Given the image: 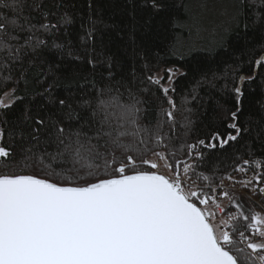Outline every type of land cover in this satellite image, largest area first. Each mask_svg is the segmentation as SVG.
Returning a JSON list of instances; mask_svg holds the SVG:
<instances>
[{"label":"snow or ice","instance_id":"6c2138e0","mask_svg":"<svg viewBox=\"0 0 264 264\" xmlns=\"http://www.w3.org/2000/svg\"><path fill=\"white\" fill-rule=\"evenodd\" d=\"M60 7L55 0H0V123L8 126L13 141L9 148L0 146L4 167L12 165L11 171L0 172V264H264V215L240 213L249 222L246 229L255 234L246 236L235 228L236 215L217 219L210 207L225 211L216 203L220 189L241 208L222 190L223 179L212 196L192 179H211L196 171L204 147L223 149L253 132L259 139L264 136V116L249 120L250 126L241 124L242 90L233 86L237 107L225 117L231 121L226 123L228 131L209 133L207 143L198 139L177 145L174 113L179 109L169 95L176 91L172 82L180 69L175 67L163 69V76L146 68L143 79L134 81L156 86L163 94L168 107L160 108L155 123H141L140 105L147 101L131 87L125 88L130 102L122 95L105 98L102 88L94 89V97H80L78 111L70 98L53 95L61 79L59 65L45 62V70L37 64L49 48L48 38L72 23L67 13H58ZM150 7L158 10V0H151ZM236 12H251L255 21L264 22V0H238ZM183 46L174 41L172 54ZM255 65L264 67V54ZM239 72L226 69L223 78L231 73L235 80ZM28 74L43 76L38 83L47 87L31 95L21 90L20 81L27 83ZM164 79L168 87L162 86ZM217 79L213 74L208 85L215 88ZM254 79L255 74L239 76L240 81ZM139 91L147 94L150 88ZM36 96L41 100L34 114L30 105ZM182 123L187 136L192 122L184 117ZM4 136L0 127V140ZM177 150L192 163H170ZM237 160L242 163L234 171L246 174L244 166L250 163L258 171L247 180L236 181L231 175L227 179L264 195L260 160ZM162 163L167 174L161 172ZM237 233L246 247H240Z\"/></svg>","mask_w":264,"mask_h":264},{"label":"trees","instance_id":"16d2710c","mask_svg":"<svg viewBox=\"0 0 264 264\" xmlns=\"http://www.w3.org/2000/svg\"><path fill=\"white\" fill-rule=\"evenodd\" d=\"M55 2L61 5L58 13H67L72 23L66 30L61 28L55 37L48 38L49 48L41 54L37 64L45 67V70L47 67L45 62L59 65L58 75L61 79L53 89V95L61 99L70 98L73 107L78 111L80 97H94V89L102 88L105 98L122 95L124 102H130L125 88L131 87L138 97L147 101L140 105L141 123L149 121L155 123L160 108L168 107L167 102L156 86L134 81L143 79L146 68L156 73L165 68L175 67L179 68L181 73L172 82L176 89L175 93L170 92L169 95L173 97L179 109L174 113L177 121L175 129L177 145L206 139L211 132L219 131L224 134L228 131L226 123L231 121H226L225 117L229 110L235 111L237 107L235 94L231 91L233 86H239L242 90L239 104L241 110L238 113L241 124L250 126L247 124L249 120L256 121L264 116L262 108L264 67L255 65V61L264 54V22L255 21L251 12L245 16L237 15L238 0L224 2L233 6L235 14L233 29L215 46L209 48L200 46L191 53L183 52L182 56L180 50L172 54L171 46L177 39L183 40V36L188 32L185 28L192 25L193 17H197L195 15L200 14L198 10L203 0H158L160 5L158 10L150 7L151 0H55ZM193 34L195 29L190 37ZM54 43L62 44L64 48L55 49L52 47ZM68 50L72 51V56L67 55ZM89 60H92L95 66L90 64ZM237 68L240 72L235 80L231 73L227 80L223 78L226 69ZM213 74L219 78L214 81L215 88L207 83L212 80ZM254 74L255 79L252 81L239 80L240 75ZM42 79L43 76L28 74L27 83L22 80L19 87L21 90L26 88L30 95L40 92L43 87H47V84L42 86L38 83ZM166 81L167 79H164V82ZM48 82L51 83V80ZM225 83L228 84L226 89L223 88ZM142 87H148L150 91L147 94L140 92L139 89ZM20 94L23 95V91ZM193 96L196 98L193 99ZM185 98L186 104L183 103ZM40 100L41 97L36 96L33 105H30L34 114L35 103ZM184 117L192 122L187 136L184 135L185 128L182 123ZM0 127L5 129L0 146L9 148L13 141L8 126L0 123ZM203 152L204 158L196 171L209 175L211 179L208 181L196 180V177L192 179L203 186L209 196L213 195L212 189L221 182V179L224 182L229 175L234 180L238 175L251 178L254 171H258L253 163L244 166L248 169L246 174L234 171V167L242 163L237 160L238 156L250 161L260 160L261 168H264V136L257 139L255 132L244 134L238 142H231L223 149L204 147ZM250 152L252 155H249ZM177 161L192 163V160L180 150L176 151L174 158L169 159L174 166ZM5 163L6 161L0 160V172L12 170V165L9 164V167L5 168ZM227 183L233 184L228 179ZM217 190L216 192H221L220 189ZM222 190L229 191L224 188ZM229 194L241 208L238 209L234 203L228 202L225 214L236 213L237 220L234 223L239 232L252 231L246 229L249 222L244 221L240 213L251 216L255 213L257 205L235 190L229 191ZM258 196L261 194H254L255 198ZM260 204L264 205V200ZM236 239L238 241L237 237ZM239 245L243 247L240 243Z\"/></svg>","mask_w":264,"mask_h":264},{"label":"rangeland","instance_id":"374dc122","mask_svg":"<svg viewBox=\"0 0 264 264\" xmlns=\"http://www.w3.org/2000/svg\"><path fill=\"white\" fill-rule=\"evenodd\" d=\"M215 2V3H214ZM225 0H208L206 2L203 0V2L199 6L198 15H195L197 17H193L192 25L190 24L185 30H188V32L183 36V40L179 39L181 43H183V48L180 49V53L185 51L186 53L192 52L196 49H198L200 46L213 47L216 44H218L219 40L233 29V24L235 20V14L234 9L232 5H226ZM192 7L195 9V6L192 5ZM203 12H202V11ZM196 11V10H195ZM197 12V11H196ZM197 14V13H196ZM233 22V24H232ZM193 29H195V34H193L191 37V33L193 32ZM176 73L174 75V78L180 74ZM155 74H159L161 76L164 75L163 70H160L156 72ZM162 86L168 87L169 81L164 82L162 80ZM153 158L154 157H150ZM189 163V162H188ZM161 172L167 174L168 169L164 164L162 163ZM182 172V167H181ZM249 179L246 176L238 175L236 178V181L240 180H247ZM233 182V181H232ZM233 185V186H232ZM223 188L229 189L231 192L232 190H235V192H240L242 196L245 198H248L249 200L253 201L255 204V213H260L264 215V205L260 204L264 200V195L261 194V196L254 197L255 192L251 190V187L248 189H245L240 183H234L228 184L227 179L223 182ZM218 191V190H216ZM226 191V190H225ZM228 191V192H229ZM215 195L217 196L216 203L220 204L221 207H223L226 210V206L229 202V200L221 195V192H215ZM210 207L213 211L216 212V218L217 219H227L229 215L225 214V211L221 213L219 209H216L214 205L210 204ZM233 215H236V213H231ZM246 233V236L253 237L255 236L254 231H242ZM239 243L246 247V245L240 241L239 236H237Z\"/></svg>","mask_w":264,"mask_h":264},{"label":"built area","instance_id":"2783aa9c","mask_svg":"<svg viewBox=\"0 0 264 264\" xmlns=\"http://www.w3.org/2000/svg\"><path fill=\"white\" fill-rule=\"evenodd\" d=\"M251 176H252V175H251ZM251 176H250V177H251ZM245 234H246V233H245Z\"/></svg>","mask_w":264,"mask_h":264}]
</instances>
